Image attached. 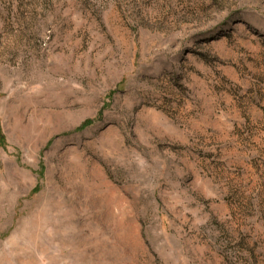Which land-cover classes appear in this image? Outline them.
<instances>
[{
  "label": "rangeland",
  "instance_id": "374dc122",
  "mask_svg": "<svg viewBox=\"0 0 264 264\" xmlns=\"http://www.w3.org/2000/svg\"><path fill=\"white\" fill-rule=\"evenodd\" d=\"M0 264H264V0H0Z\"/></svg>",
  "mask_w": 264,
  "mask_h": 264
},
{
  "label": "trees",
  "instance_id": "16d2710c",
  "mask_svg": "<svg viewBox=\"0 0 264 264\" xmlns=\"http://www.w3.org/2000/svg\"><path fill=\"white\" fill-rule=\"evenodd\" d=\"M4 134L2 132V128H1V124H0V142H3L4 141Z\"/></svg>",
  "mask_w": 264,
  "mask_h": 264
}]
</instances>
